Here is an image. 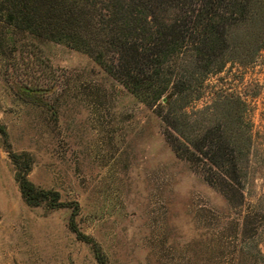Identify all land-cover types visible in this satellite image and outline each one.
<instances>
[{
  "label": "rangeland",
  "instance_id": "obj_1",
  "mask_svg": "<svg viewBox=\"0 0 264 264\" xmlns=\"http://www.w3.org/2000/svg\"><path fill=\"white\" fill-rule=\"evenodd\" d=\"M238 48L188 110L244 103L241 215L90 56L0 23V128L11 151L31 154L29 180L65 204H26L0 133V264H264V42L246 56Z\"/></svg>",
  "mask_w": 264,
  "mask_h": 264
},
{
  "label": "trees",
  "instance_id": "obj_2",
  "mask_svg": "<svg viewBox=\"0 0 264 264\" xmlns=\"http://www.w3.org/2000/svg\"><path fill=\"white\" fill-rule=\"evenodd\" d=\"M0 23L90 56L153 109L174 154L241 215L252 141L244 103L224 96L200 109L188 107L239 46L247 49L244 56L261 48L264 0H0ZM235 29L242 37L231 35ZM0 133L26 204L65 206L57 191L29 180L31 154L11 151L7 132L1 127Z\"/></svg>",
  "mask_w": 264,
  "mask_h": 264
}]
</instances>
